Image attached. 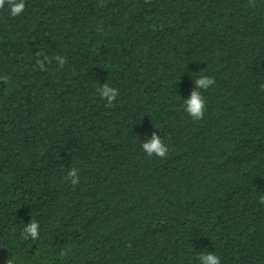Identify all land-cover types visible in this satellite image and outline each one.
Listing matches in <instances>:
<instances>
[{"label": "trees", "instance_id": "1", "mask_svg": "<svg viewBox=\"0 0 264 264\" xmlns=\"http://www.w3.org/2000/svg\"><path fill=\"white\" fill-rule=\"evenodd\" d=\"M44 55L67 63L42 72ZM200 76L216 83L194 121L182 99ZM262 85L264 0H25L16 17L6 4L0 264H264ZM153 132L164 159L141 148ZM30 220L38 240L23 239Z\"/></svg>", "mask_w": 264, "mask_h": 264}, {"label": "clouds", "instance_id": "2", "mask_svg": "<svg viewBox=\"0 0 264 264\" xmlns=\"http://www.w3.org/2000/svg\"><path fill=\"white\" fill-rule=\"evenodd\" d=\"M150 0H145V3H149ZM255 0H249V5L254 6ZM7 4L9 9V15L12 17L19 16L25 9V0H0V9H4ZM55 60L58 68H63L67 63L65 57L56 55L55 57H48L44 55L42 59L36 60V66L40 71H47L46 64H51ZM215 79L209 76H200L194 81V89L191 90L187 99L183 100V110L194 121H199L203 118L206 110L205 97L202 94L203 91H207L210 87L215 85ZM264 88V85L261 86ZM99 97L106 101V107H112L118 95V90L115 87L110 86L108 83H104L97 89ZM143 152L149 157H158L164 159L169 154L168 146L163 142L161 137L153 132L150 139H146L141 143ZM79 170L75 167H70L67 171L66 180H68L72 186H78L80 184ZM259 203L264 205V195L259 199ZM40 234L39 223L35 220H30L23 228V239L38 240ZM71 249H67L61 253V256L66 255ZM199 264H220V257L213 253L201 252L198 256ZM5 264H15L13 259H7Z\"/></svg>", "mask_w": 264, "mask_h": 264}]
</instances>
